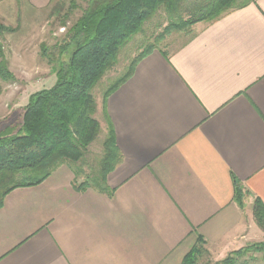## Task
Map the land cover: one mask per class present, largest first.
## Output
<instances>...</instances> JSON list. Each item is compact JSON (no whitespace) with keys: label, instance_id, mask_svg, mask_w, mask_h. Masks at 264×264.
Listing matches in <instances>:
<instances>
[{"label":"crops","instance_id":"obj_1","mask_svg":"<svg viewBox=\"0 0 264 264\" xmlns=\"http://www.w3.org/2000/svg\"><path fill=\"white\" fill-rule=\"evenodd\" d=\"M192 28L108 96L119 159L104 191L77 190L63 166L3 198L0 264H180L198 236L220 260L263 236L264 0Z\"/></svg>","mask_w":264,"mask_h":264},{"label":"trees","instance_id":"obj_2","mask_svg":"<svg viewBox=\"0 0 264 264\" xmlns=\"http://www.w3.org/2000/svg\"><path fill=\"white\" fill-rule=\"evenodd\" d=\"M234 1L205 0L186 5L189 0H92L91 6L67 30L68 41L59 47L58 55L70 51L66 61L41 49V55L53 65L54 84L29 95L16 133L0 131V206L11 190L37 185L59 166H71L82 158L99 131L91 92L104 73L115 64L120 47L142 29L144 22L158 10H163L168 22L156 36V41L163 40L174 31L187 33L195 23L215 20L251 0L236 6ZM182 9H186L189 15L182 17ZM154 49H157L155 43L144 46L131 60L127 71L104 92L102 112L108 125L105 155L98 175L92 180L78 182L77 171H73V185L77 190L90 186L105 190L106 175L119 159L113 128L106 112V100L131 76L135 65ZM0 78L14 80L3 62H0ZM235 187V199L241 205L242 193L237 182ZM252 214L256 224L264 229V206L258 199L252 205ZM206 251L205 242L198 236L180 264H197L198 258ZM257 252L264 253V243L231 251L214 264H253L251 262L255 257L245 259V256Z\"/></svg>","mask_w":264,"mask_h":264},{"label":"rangeland","instance_id":"obj_3","mask_svg":"<svg viewBox=\"0 0 264 264\" xmlns=\"http://www.w3.org/2000/svg\"><path fill=\"white\" fill-rule=\"evenodd\" d=\"M195 1L202 3L205 0H189L185 4H192ZM245 1L247 0H235L234 5ZM91 4L92 0H52L46 9L32 10L23 0H6L1 6L0 62H3L6 69L14 76V80L0 78V131L16 133L23 113L22 99L27 96L29 98L31 93L42 88H49L54 84L53 65L41 55V49L44 48L50 56L66 61L70 51L58 55L59 47L68 41L67 30ZM188 15L189 12L182 9L181 16ZM167 22L165 12L158 10L144 22L138 33L120 47L115 64L104 73L91 92L95 100L94 118L99 123L97 136L89 143L82 158L71 163V166L65 164L57 169L65 166L73 174L74 170L77 171L78 182L85 179L92 180L98 175L105 155L104 141L108 133V125L102 112L104 92L127 71L131 60L144 46L155 43L157 48L166 52L173 51L194 32L192 25L187 33L174 31L166 35L163 40L156 41V36ZM241 243V247L234 250L254 243H264V234L255 239H244ZM249 256L255 257L251 263L264 264V253L249 254L245 256V259H249ZM220 260L206 251L198 258L197 264H214Z\"/></svg>","mask_w":264,"mask_h":264}]
</instances>
